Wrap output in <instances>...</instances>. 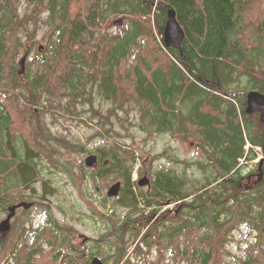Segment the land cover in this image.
Segmentation results:
<instances>
[{"label":"trees","instance_id":"obj_1","mask_svg":"<svg viewBox=\"0 0 264 264\" xmlns=\"http://www.w3.org/2000/svg\"><path fill=\"white\" fill-rule=\"evenodd\" d=\"M25 1L33 19L45 13L54 40L33 76L27 68L23 81L15 59L20 48L30 51L17 37L27 16H17L10 0H0V215L32 199L24 192L45 183L43 160L56 164L59 147L84 152L46 128V112L63 110L79 118L78 107L92 108L95 94L109 105L104 114L95 111L96 136L108 135L112 119L121 121L118 111L126 114L130 108L146 137L190 139L196 154L185 163L174 159L195 178L148 169V193L131 182L135 154L119 142L97 148L96 165L71 174L79 187L118 181L114 206L134 211L142 205L139 218L127 217L108 234L115 238L112 264H131L123 244L132 229L148 253L156 250L151 264H264V114L245 113L248 92L264 95V0ZM169 9L184 32L181 52L163 45ZM118 16L125 27L110 35L107 28ZM26 37L32 41L34 34ZM164 154L152 156L150 164ZM172 204L175 211H161ZM45 208L39 228L28 226L30 214L24 210L0 232V264H92L94 255L76 248L70 227ZM241 226L252 241L244 239L240 254H233L227 245ZM134 250L142 251L137 244ZM166 252L172 253L170 261Z\"/></svg>","mask_w":264,"mask_h":264},{"label":"rangeland","instance_id":"obj_2","mask_svg":"<svg viewBox=\"0 0 264 264\" xmlns=\"http://www.w3.org/2000/svg\"><path fill=\"white\" fill-rule=\"evenodd\" d=\"M14 14L19 17L27 16L24 22V27L19 31L18 38L30 48L28 53H24L20 48V53L15 59L17 65V72L20 74L21 79L26 80L27 68L30 69L31 76L35 73L37 67L43 57L48 54L45 49L48 48V43L54 40V35L49 26L44 23L45 13L40 16V20L32 18L31 9L25 0H10ZM255 11L252 10L249 14L250 17H256ZM121 20L120 26H114L113 22ZM38 21V22H37ZM36 25L34 30L33 26ZM125 19L122 16L113 17L111 23L107 28L108 34L113 35L118 32L119 29L125 27ZM32 31L34 39L32 41L27 40L26 34ZM42 46L43 50L38 53V46ZM25 56V60L22 64L21 58ZM94 101L92 108L87 104L83 107H78L77 112L80 113L79 118H74L63 112V110L53 109L50 112H46L45 118L43 117V123L49 131L56 137L63 138L72 144L81 145L84 152L82 153H69L60 148L62 156L59 157L56 164L48 163L43 160L42 177L45 181V185L41 182L36 183L31 189H27L24 192V196L30 194L32 199L26 202L36 201L42 204L41 207L33 205L30 209L25 210L29 212L30 226L32 229L40 227V223L46 219L44 213L45 205L50 207L55 219L62 225L70 227L72 244L78 248L83 249L85 254L94 255L97 261H103L104 264H112V256L114 255L116 248L112 244L115 241L112 233L113 229H117L126 218L136 220L140 217V210L142 205L138 204L134 211H130L128 208H120V206H114V198H108L106 196L109 187L115 183V181H97L92 183L91 181L84 184L83 186H77L74 183L72 173H78L80 166H85V159L89 155H96L95 151L101 146H108L113 142H119L123 148L127 147L134 151L136 162L132 171L131 182L135 180V186L143 192L146 187H139L138 181L144 176L148 178V183L151 185V177L147 172L148 169L159 170L161 168L172 169L177 171L176 174L185 173L186 175H195L190 168L186 170L182 169V165L174 163V159L177 158L182 162H188L192 157H196L191 140L181 141L180 139H173L169 135H154L152 137H146L144 132L138 129L139 115L136 112L131 111L130 108H125L127 113L118 111V118L121 121L112 119V131L108 135L102 134L103 137H98L94 133L97 131L95 123L96 118H100L99 115L95 114V111L104 114L108 108V104L103 103L95 94L93 95ZM64 98L61 104H64ZM53 106H56L55 102H51ZM61 111V112H60ZM91 113L94 118L92 121ZM264 118H260V121ZM100 130V128H99ZM120 138H118V136ZM129 136V137H126ZM165 154L156 162L150 164L152 156L157 154ZM259 152V160L263 158ZM253 169L257 165V160L253 161ZM251 168V166H250ZM68 170V172L66 171ZM148 175V176H147ZM199 176L196 174V177ZM255 180L257 179L255 175ZM191 183H193L191 181ZM196 186L200 184L194 182ZM16 188L14 191H16ZM105 201L103 202V199ZM27 199V198H26ZM41 200V201H40ZM105 206V207H104ZM165 209H174V204L166 205ZM47 210V209H46ZM23 209H17L15 216L11 219V222L17 221L22 218ZM175 211V209L173 210ZM8 214V213H7ZM7 214L0 215V222L4 220ZM146 212L144 213V215ZM170 217V216H169ZM155 219V218H154ZM153 219V221H154ZM137 224V223H136ZM167 225V223H164ZM137 225L133 228H136ZM133 229L125 235V243L123 244L125 255L128 257L131 264H151L156 258V250L152 248L148 253L146 248L139 242L140 236L137 240L134 239ZM247 229L241 226L238 230L234 231L231 235V241L227 245V249L233 254H240V249H243V241L246 237ZM106 236V237H105ZM105 238L102 241V238ZM251 242L252 239H245ZM141 247L142 251L136 253L134 248L136 246ZM44 249V247H43ZM48 249H44V253ZM166 261L172 259V253H165Z\"/></svg>","mask_w":264,"mask_h":264},{"label":"water","instance_id":"obj_3","mask_svg":"<svg viewBox=\"0 0 264 264\" xmlns=\"http://www.w3.org/2000/svg\"><path fill=\"white\" fill-rule=\"evenodd\" d=\"M114 26H120L122 24L121 20H117L114 23ZM163 45L165 48H171L173 50H176L178 52H181L182 42L184 39V32L182 28L179 26L177 20L175 11L172 9L167 10L166 13V22L163 29ZM39 52L42 51V47L40 46L38 48ZM25 57L22 58L21 64L24 62ZM245 113L247 115H253L255 113L260 114L261 116L264 114V95L258 93V92H248L246 94V108ZM85 167L92 168L97 163V156L96 155H89L85 159ZM148 184V180L146 177H143L139 181V185L143 186ZM120 191V182H116L113 185L110 186L108 189L106 196L108 198H116ZM32 204H28L25 202L19 203L17 205L11 206L8 208L7 216L4 220L0 222V232H6L9 229L10 221L15 215V211L18 208L22 209H29L31 208ZM98 260V259H97ZM96 258L92 260V264H102L101 261H97Z\"/></svg>","mask_w":264,"mask_h":264},{"label":"flooded vegetation","instance_id":"obj_4","mask_svg":"<svg viewBox=\"0 0 264 264\" xmlns=\"http://www.w3.org/2000/svg\"><path fill=\"white\" fill-rule=\"evenodd\" d=\"M258 114V113H257ZM145 177V176H144ZM147 178V177H146ZM141 180V179H140ZM139 180V181H140ZM147 180H148V178H147ZM139 181H138V183H137V185L139 186V187H143V186H145L146 187V190H145V193H148V192H150L151 191V185L148 183V184H146V185H143V186H140L139 185ZM149 181V180H148ZM116 182H118V181H116ZM115 182V183H116ZM134 184L133 185H135V180H133L132 181ZM136 187V186H135ZM110 188V187H109ZM120 188H121V183H120ZM137 188V187H136ZM137 189H139V188H137ZM139 190H141V189H139ZM143 191V190H142Z\"/></svg>","mask_w":264,"mask_h":264},{"label":"bare ground","instance_id":"obj_5","mask_svg":"<svg viewBox=\"0 0 264 264\" xmlns=\"http://www.w3.org/2000/svg\"><path fill=\"white\" fill-rule=\"evenodd\" d=\"M250 119V118H249Z\"/></svg>","mask_w":264,"mask_h":264}]
</instances>
